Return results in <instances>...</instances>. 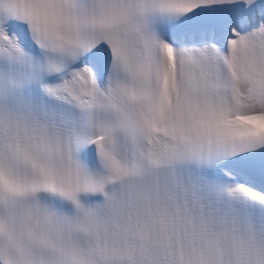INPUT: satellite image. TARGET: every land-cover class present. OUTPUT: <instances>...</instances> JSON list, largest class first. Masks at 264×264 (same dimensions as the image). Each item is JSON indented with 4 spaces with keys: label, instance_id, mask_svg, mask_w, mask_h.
<instances>
[{
    "label": "snow or ice",
    "instance_id": "obj_1",
    "mask_svg": "<svg viewBox=\"0 0 264 264\" xmlns=\"http://www.w3.org/2000/svg\"><path fill=\"white\" fill-rule=\"evenodd\" d=\"M0 264H264V0H0Z\"/></svg>",
    "mask_w": 264,
    "mask_h": 264
}]
</instances>
